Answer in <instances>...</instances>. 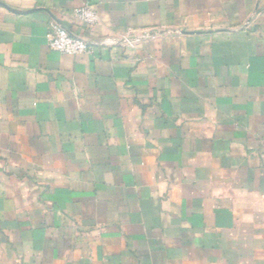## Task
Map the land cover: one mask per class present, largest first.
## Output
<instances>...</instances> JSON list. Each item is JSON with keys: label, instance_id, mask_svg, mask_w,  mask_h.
<instances>
[{"label": "crops", "instance_id": "1", "mask_svg": "<svg viewBox=\"0 0 264 264\" xmlns=\"http://www.w3.org/2000/svg\"><path fill=\"white\" fill-rule=\"evenodd\" d=\"M0 262L264 264V0H0Z\"/></svg>", "mask_w": 264, "mask_h": 264}, {"label": "built area", "instance_id": "2", "mask_svg": "<svg viewBox=\"0 0 264 264\" xmlns=\"http://www.w3.org/2000/svg\"><path fill=\"white\" fill-rule=\"evenodd\" d=\"M74 16L79 23L86 27L94 26L98 16L89 4H84L74 11ZM50 50L67 55L92 54V47L82 38L71 35L66 29L57 25L47 40Z\"/></svg>", "mask_w": 264, "mask_h": 264}, {"label": "rangeland", "instance_id": "3", "mask_svg": "<svg viewBox=\"0 0 264 264\" xmlns=\"http://www.w3.org/2000/svg\"><path fill=\"white\" fill-rule=\"evenodd\" d=\"M0 264H11V263L0 262Z\"/></svg>", "mask_w": 264, "mask_h": 264}]
</instances>
